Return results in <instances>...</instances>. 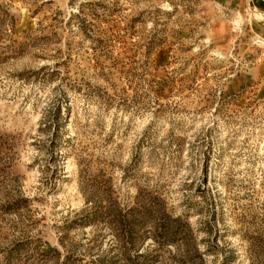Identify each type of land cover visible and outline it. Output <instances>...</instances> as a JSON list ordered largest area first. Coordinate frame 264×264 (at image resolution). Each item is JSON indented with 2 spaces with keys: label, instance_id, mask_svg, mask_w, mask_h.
<instances>
[{
  "label": "rangeland",
  "instance_id": "374dc122",
  "mask_svg": "<svg viewBox=\"0 0 264 264\" xmlns=\"http://www.w3.org/2000/svg\"><path fill=\"white\" fill-rule=\"evenodd\" d=\"M0 264H264V2L0 0Z\"/></svg>",
  "mask_w": 264,
  "mask_h": 264
},
{
  "label": "trees",
  "instance_id": "16d2710c",
  "mask_svg": "<svg viewBox=\"0 0 264 264\" xmlns=\"http://www.w3.org/2000/svg\"><path fill=\"white\" fill-rule=\"evenodd\" d=\"M137 208L135 207L134 209L130 208L126 214H120L119 212L116 213L115 215H113L111 221L116 223L117 226H119L122 230V235H123V247L125 249H127V245L131 244L133 245V239L135 237L134 232L132 231V229L134 228V224H135V219L134 216H131L130 214L133 211H136ZM108 213H112V209L109 208V212ZM131 216V217H130ZM130 217V218H129ZM166 215L161 216L160 220L158 221V224L154 227L153 230V236H160L162 234L165 233V229H160V226L163 224L162 220L165 218L166 219ZM137 221V220H136ZM178 221V220H176ZM134 223V224H133ZM139 236V235H138ZM170 241V238L166 235H163L162 240H159L160 244L166 243Z\"/></svg>",
  "mask_w": 264,
  "mask_h": 264
},
{
  "label": "built area",
  "instance_id": "2783aa9c",
  "mask_svg": "<svg viewBox=\"0 0 264 264\" xmlns=\"http://www.w3.org/2000/svg\"><path fill=\"white\" fill-rule=\"evenodd\" d=\"M262 2H264V0H261Z\"/></svg>",
  "mask_w": 264,
  "mask_h": 264
}]
</instances>
